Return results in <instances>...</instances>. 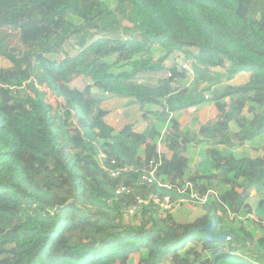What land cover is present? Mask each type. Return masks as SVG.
I'll use <instances>...</instances> for the list:
<instances>
[{
    "label": "trees",
    "instance_id": "obj_1",
    "mask_svg": "<svg viewBox=\"0 0 264 264\" xmlns=\"http://www.w3.org/2000/svg\"><path fill=\"white\" fill-rule=\"evenodd\" d=\"M176 52L191 61L192 85L166 64ZM0 57L11 63L0 69V264H135L134 254L137 264H264V0H0ZM214 68L225 81L251 77L228 85ZM78 78L90 83L74 89ZM106 95L133 99L144 132L108 125ZM209 103L215 121L182 128L183 110ZM151 163L171 189L140 182ZM120 186L133 193L118 196ZM151 193L199 205L206 220L180 223L150 205L128 222L124 210ZM242 215L255 228L232 223ZM210 222L226 239L206 238Z\"/></svg>",
    "mask_w": 264,
    "mask_h": 264
},
{
    "label": "rangeland",
    "instance_id": "obj_2",
    "mask_svg": "<svg viewBox=\"0 0 264 264\" xmlns=\"http://www.w3.org/2000/svg\"><path fill=\"white\" fill-rule=\"evenodd\" d=\"M11 36H12V38L10 39V42H11L12 46H17L18 44L21 45V42H20V39H19V36H20V33L19 32H13V33H11ZM33 36H35V33L32 34V35H26V37H28V38H32ZM120 37H122V36L120 35ZM65 52L66 53H69L71 55H75L76 54L71 49V47L68 46V45L65 47ZM49 57L52 58V59H54V60L60 61V60H62L64 58V53L58 54V55H51ZM176 62H177V59H176ZM171 63H172V61L169 63V65H171ZM184 63H188V64L191 65V61L190 62L187 61V58H185V57L183 58V60H181V62H177L176 64H178L179 66L178 65L177 66L179 68H181V65L184 64ZM173 64H175V63H173ZM10 66H11V63L7 59H5L4 57H0V69H6V68H9ZM218 70H220L219 73L223 76L224 84H228V85H239V84L243 83V80H241V77L236 78L237 76L234 77V78H232L231 80L225 81V80H227L226 79V71H227L226 68H219ZM154 78H155L154 76L152 78L150 77L149 78V81L152 82V83H154L157 80L156 78L155 79ZM243 78L245 80H247L248 77L247 76H244ZM191 80L192 79H190V82L189 81L187 82L188 85H192L193 84V82H192L193 80L192 81ZM88 83H89V81H87V79H85V78H78V79L74 80L71 83L70 86L72 88H74V89L82 90V89H84L86 87V85H88ZM206 86H207L206 83H200L198 85V88L200 90H204V89L207 88ZM44 90L46 92L47 102L49 104H51L54 108L59 109V107H61V105L64 104L63 103V99L57 98L53 94V92L50 91L48 88L45 87ZM208 95H210V93H208ZM103 102L100 104V107L102 109H105L106 106H105V103H103ZM126 107H127L126 110L128 111L130 105H128ZM118 108H120V106L118 104H113V106L111 107V110L115 111V114L116 115H119L118 112H117L119 110ZM105 122H106V120H105ZM211 122H209V123H211ZM209 123H207V124H209ZM246 149L249 151V155L252 156V157L255 156V155H258V153H259V150H258V152L257 151L254 152L253 150H250L249 147H247ZM161 150L163 151V147H161ZM195 152H197L196 155H194V153H192V156H191L192 167H194L195 164L198 162L196 160H198V159L200 160V158L202 157L201 155L200 156L198 155L199 154L198 151H195ZM251 196H255V192H252ZM258 199H259V197L258 198L257 197H254V198L251 199L252 200L251 201V204L253 205V207H256ZM139 215L138 216L136 215L137 217H135V216H133V217H126L125 216V219L128 220V222H130V223H137L140 220ZM173 215L175 216V218L177 219V221L180 222V223L195 222L196 220L201 219L203 217H204L203 220H199V221H205L206 220V217H205L206 214H204V211L202 210L201 206L194 205V204H181L173 212ZM242 216H243L242 217V220H244V221L236 220V221H234L232 223H234V225H236V226H240V227H243L244 226L245 228L251 229V230L253 228H255V225L251 222V219L248 218L247 215H242ZM229 219L232 221L231 218H229ZM231 221H229V222H231ZM240 222H243V224L241 225ZM257 234L260 236V235H263L264 232L263 231H258ZM139 258H140V254H134L133 255V260H134V263L135 264L138 263Z\"/></svg>",
    "mask_w": 264,
    "mask_h": 264
},
{
    "label": "crops",
    "instance_id": "obj_3",
    "mask_svg": "<svg viewBox=\"0 0 264 264\" xmlns=\"http://www.w3.org/2000/svg\"><path fill=\"white\" fill-rule=\"evenodd\" d=\"M191 50L196 52L195 49H191ZM184 57H185V54L180 53V52H176L170 56V58L166 64H167V66L170 67L173 63L176 64L177 62H181V60H183ZM176 59H177V62H176ZM171 61H172V63H171V65H169V63ZM218 69L219 68H214V69H212V71L213 72H220V70H218ZM166 75H167V73H166ZM163 76H164V73L156 75L154 77L156 79H158V78L163 77ZM236 76H235L236 78L241 77V80H243V83H241L239 85H243L249 81L251 74L244 72V73H240ZM244 76L248 77L247 80H245L243 78ZM87 81H89V80H87ZM89 83H90V81H89ZM239 85H234V86H239ZM103 103H105V106H106V108L104 110H107L109 112L108 115L106 116L105 120H106L107 124H109L111 127H113L116 131H120L126 125L135 124V123H137L136 132H138V133L144 132V130L147 128V123L142 121V119H141L142 112L140 111L139 106L137 104L133 103V99H125V98H119L116 96L106 95V100ZM113 104H118L120 106V108H118L119 110L117 111L119 115H116L115 111L111 110V107L113 106ZM128 105H130V107H129V110L127 111L126 106H128ZM217 116H218L217 108L215 107L214 104L209 103V104L201 106L199 108H190V109L183 110L180 114L179 123L182 126V128H186V127H191L192 122L194 120H196V126L194 127V130L198 131L200 126H203V125H205L211 121L212 122L215 121ZM233 130H234V126H233ZM161 147H163V151L161 150ZM258 150H259L258 155H255L253 157H257L262 153V150L260 148H256V150H253V151L258 152ZM195 151H198L199 152L198 155L200 156L201 153L203 152V149L201 147L195 149L193 152L194 155H196V153H197ZM159 152L162 155H164L167 159H170L172 157V153L170 151H168L162 145L159 146ZM196 161H199V159ZM253 197L254 196H251V199Z\"/></svg>",
    "mask_w": 264,
    "mask_h": 264
},
{
    "label": "built area",
    "instance_id": "obj_4",
    "mask_svg": "<svg viewBox=\"0 0 264 264\" xmlns=\"http://www.w3.org/2000/svg\"><path fill=\"white\" fill-rule=\"evenodd\" d=\"M187 61L190 62V60ZM181 68L187 71L188 76L192 80L195 79V73L192 68V65L188 63H184L181 65ZM167 76L171 77V74L167 73ZM100 158L103 159L104 155H101ZM160 164L161 163H157V164L151 163L150 169L142 170L140 176V182L144 185H157L160 188L171 189V186L163 184L156 176V171ZM123 171H124L123 169H116V170H111L110 173L113 178H117ZM186 188L193 190V187L190 183H187ZM183 192L184 190H182V192L180 193L182 194ZM131 193H133V190L126 186H120L116 191V194L118 196H121L123 194H131ZM190 196L191 199H195L200 204H205L208 200V196H199L194 192H191ZM183 202L185 201L178 200L174 202L170 195H160L156 193H151L147 197H141L138 195L134 198V203L124 210V215L126 217H133L136 216L137 214L139 215L143 207H147L150 205L154 207H158L163 214L173 213L176 210V208H178L181 204H183ZM108 204L110 205L112 203L109 202Z\"/></svg>",
    "mask_w": 264,
    "mask_h": 264
},
{
    "label": "water",
    "instance_id": "obj_5",
    "mask_svg": "<svg viewBox=\"0 0 264 264\" xmlns=\"http://www.w3.org/2000/svg\"><path fill=\"white\" fill-rule=\"evenodd\" d=\"M214 226H215V223L214 222H210L206 226V228H205V236H206V238H208L209 240H213V241L226 239V236H215L213 234V228H214Z\"/></svg>",
    "mask_w": 264,
    "mask_h": 264
}]
</instances>
